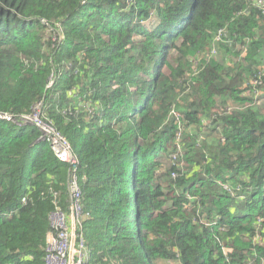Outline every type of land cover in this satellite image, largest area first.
I'll return each mask as SVG.
<instances>
[{"label": "trees", "instance_id": "obj_1", "mask_svg": "<svg viewBox=\"0 0 264 264\" xmlns=\"http://www.w3.org/2000/svg\"><path fill=\"white\" fill-rule=\"evenodd\" d=\"M39 104L86 264L264 262V0H0V264H46L69 214Z\"/></svg>", "mask_w": 264, "mask_h": 264}, {"label": "built area", "instance_id": "obj_2", "mask_svg": "<svg viewBox=\"0 0 264 264\" xmlns=\"http://www.w3.org/2000/svg\"><path fill=\"white\" fill-rule=\"evenodd\" d=\"M43 135L50 143L56 156L72 168L68 184L70 196L69 214L57 211L51 215L53 232L48 238L46 264H85L88 258L87 247L82 235L84 221L83 194L76 172L78 161L68 141L53 127L36 120Z\"/></svg>", "mask_w": 264, "mask_h": 264}, {"label": "clouds", "instance_id": "obj_3", "mask_svg": "<svg viewBox=\"0 0 264 264\" xmlns=\"http://www.w3.org/2000/svg\"><path fill=\"white\" fill-rule=\"evenodd\" d=\"M260 99V98H259ZM258 99V100H259ZM257 101V100H256ZM262 103V102H261ZM261 103H258V104H261ZM43 111H44V108H43V105L42 104H39L35 109H34V113H33V115L31 116V117H27L26 119H25V121L23 122V123H21L22 125H26V124H29V125H33V126H35L36 128H38L39 129V131H40V139L41 140H43V141H45V142H47L49 145H50V143L47 141V139L44 137V135H43V131H42V128L38 125V123L36 122V120H40V121H42V123H44V124H46V125H49V126H51V127H53L55 130H57L58 132H60L55 126H54V124L50 121V120H47V119H45L44 117H43ZM36 112H40V115H36ZM178 116V115H177ZM176 115H175V117H177ZM3 120H7V121H11V122H19V121H16L15 119H13V118H11V116L10 115H8V114H5V115H3V116H0ZM32 120H35V123L34 124H32L31 123V121ZM21 124H19V125H21ZM61 133V132H60ZM62 134V133H61ZM62 136H63V134H62ZM64 138H65V136H63ZM66 139V138H65ZM67 140V139H66ZM68 141V140H67ZM68 143H69V141H68ZM70 144V143H69ZM70 146H71V144H70ZM50 148H51V145H50ZM51 150H52V148H51ZM71 150H72V152H73V149H72V146H71ZM53 151V150H52ZM53 153H54V151H53ZM55 154V153H54ZM73 154L76 156V154L73 152ZM55 156H56V154H55ZM57 157V156H56ZM58 158V157H57ZM77 158V157H76ZM180 158H182V156L181 155H179V153L177 152V154L175 155V156H173V162L174 163H176V162H180L181 163V167H183V165H184V161L183 160H180ZM59 159V158H58ZM60 160V159H59ZM61 161V160H60ZM78 161V160H77ZM61 162H63V161H61ZM63 163H66V162H63ZM66 164H68V163H66ZM69 165V164H68ZM70 166V165H69ZM71 167V166H70ZM72 168V167H71ZM77 174V173H76ZM71 176H72V174H71ZM77 176H78V174H77ZM78 180H79V177H78ZM79 186H80V181H79ZM80 188H81V186H80ZM82 190V189H81ZM69 192V191H68ZM82 194H83V191H82ZM69 198H70V196H69ZM83 203H84V194H83ZM70 207V206H69ZM85 214V213H84ZM85 219H86V215H85V217H84V221H85ZM83 221V222H84ZM82 226H83V224H82ZM82 231V230H81ZM82 235L84 236V234L82 233ZM88 251V250H87ZM87 260H88V258H87ZM87 262V261H86ZM86 262H85V264H86Z\"/></svg>", "mask_w": 264, "mask_h": 264}, {"label": "rangeland", "instance_id": "obj_4", "mask_svg": "<svg viewBox=\"0 0 264 264\" xmlns=\"http://www.w3.org/2000/svg\"><path fill=\"white\" fill-rule=\"evenodd\" d=\"M215 52H216V50H215ZM247 88H248L247 86L244 87V89H247ZM252 94H254L253 96L255 98V101L258 100L259 97L261 96V93H259L256 88L253 89V90L247 89V91L243 95L252 96ZM258 103H261V102L259 101ZM228 106L230 107V111L235 109V106H234V104L232 102H230ZM173 114L177 116V112L176 111H173ZM36 115L37 116L40 115V112H36ZM31 123L34 124L35 120H32ZM262 264H264L263 261H262Z\"/></svg>", "mask_w": 264, "mask_h": 264}]
</instances>
